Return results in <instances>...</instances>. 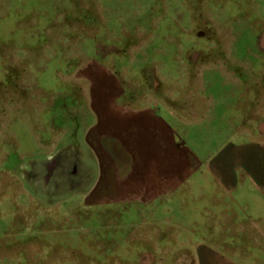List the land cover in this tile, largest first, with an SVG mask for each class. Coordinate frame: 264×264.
I'll use <instances>...</instances> for the list:
<instances>
[{
    "label": "rangeland",
    "instance_id": "374dc122",
    "mask_svg": "<svg viewBox=\"0 0 264 264\" xmlns=\"http://www.w3.org/2000/svg\"><path fill=\"white\" fill-rule=\"evenodd\" d=\"M0 264H264V0H0Z\"/></svg>",
    "mask_w": 264,
    "mask_h": 264
},
{
    "label": "flooded vegetation",
    "instance_id": "af4514ba",
    "mask_svg": "<svg viewBox=\"0 0 264 264\" xmlns=\"http://www.w3.org/2000/svg\"><path fill=\"white\" fill-rule=\"evenodd\" d=\"M193 28L190 30L192 32ZM203 34V33H201ZM200 35V34H199ZM187 57L189 58V61L191 63H196L197 61L201 60V53L196 51L192 45H190L188 48H186ZM202 52V51H201ZM203 53V52H202Z\"/></svg>",
    "mask_w": 264,
    "mask_h": 264
}]
</instances>
